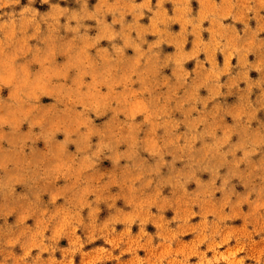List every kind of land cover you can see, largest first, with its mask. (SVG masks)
<instances>
[{
    "label": "rangeland",
    "instance_id": "obj_1",
    "mask_svg": "<svg viewBox=\"0 0 264 264\" xmlns=\"http://www.w3.org/2000/svg\"><path fill=\"white\" fill-rule=\"evenodd\" d=\"M0 264H264L261 0H0Z\"/></svg>",
    "mask_w": 264,
    "mask_h": 264
},
{
    "label": "clouds",
    "instance_id": "obj_2",
    "mask_svg": "<svg viewBox=\"0 0 264 264\" xmlns=\"http://www.w3.org/2000/svg\"><path fill=\"white\" fill-rule=\"evenodd\" d=\"M232 7H235L236 5H231ZM261 6L264 7V0H261Z\"/></svg>",
    "mask_w": 264,
    "mask_h": 264
}]
</instances>
